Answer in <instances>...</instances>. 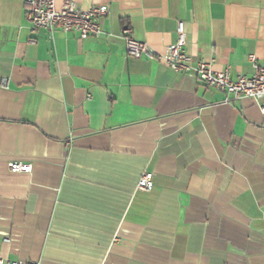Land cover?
Returning a JSON list of instances; mask_svg holds the SVG:
<instances>
[{
    "label": "crops",
    "instance_id": "crops-1",
    "mask_svg": "<svg viewBox=\"0 0 264 264\" xmlns=\"http://www.w3.org/2000/svg\"><path fill=\"white\" fill-rule=\"evenodd\" d=\"M72 1L108 7L99 36L31 30L0 0V258L264 264V99L127 57L120 36L163 53L182 20L194 60L250 76L264 0Z\"/></svg>",
    "mask_w": 264,
    "mask_h": 264
},
{
    "label": "built area",
    "instance_id": "built-area-1",
    "mask_svg": "<svg viewBox=\"0 0 264 264\" xmlns=\"http://www.w3.org/2000/svg\"><path fill=\"white\" fill-rule=\"evenodd\" d=\"M26 6V18L30 29H45L50 32L61 30L71 32L78 38L99 36L102 33L99 20L108 13L106 5H93L87 9L76 6L72 0H23ZM120 36L123 41L127 57L140 58L141 56L155 57L174 72L192 76L201 81L207 88L219 91L226 96L240 100L250 98L256 103L264 99V57L261 62H256L253 55L248 58L252 63V75H238L232 78L229 68L213 70L211 62L194 60L187 49V38L184 22L178 20L175 27V38L163 53H156L142 40L134 37L129 26H122ZM262 113L264 109L261 108ZM11 171L28 172L29 164L10 162ZM136 188L150 191L152 188L151 173H143ZM0 264H40L33 260H10L0 258Z\"/></svg>",
    "mask_w": 264,
    "mask_h": 264
}]
</instances>
